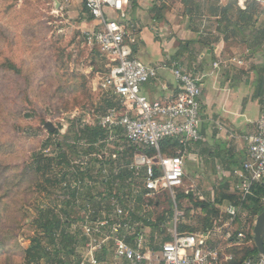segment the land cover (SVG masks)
I'll use <instances>...</instances> for the list:
<instances>
[{"label": "rangeland", "instance_id": "obj_1", "mask_svg": "<svg viewBox=\"0 0 264 264\" xmlns=\"http://www.w3.org/2000/svg\"><path fill=\"white\" fill-rule=\"evenodd\" d=\"M57 1L59 4L53 0H0V264H22L23 250L37 234L32 221L39 206L54 208L55 213L62 212L64 207L71 212L77 208L76 203L64 202L71 196L61 187V181L77 176V170L82 174L80 167L83 161L87 162L88 173L82 177L92 185L89 188L82 186L73 198L82 203L91 195L98 201L103 193L110 197L112 194L108 192L111 189L113 193L117 189L115 183L118 181L112 174L107 177V182L103 181L104 177L94 175V171L103 167L107 173L111 172L114 165L111 154L116 148H132L120 130H116L112 137L108 135L106 140L89 141L91 129L87 127H97V116L104 113L108 102L114 103L100 85L106 71L104 64L107 65L108 60L104 56L98 57L102 62L89 60L88 56L98 54L99 50L86 44L78 35L73 24L77 14L71 16L68 13L69 8L75 5L67 0ZM173 1L181 4H178L180 10L184 7L195 9V16L202 12L199 11L202 6L205 15L215 16L219 15V5L230 0H183L184 5L181 0ZM258 2L260 8L254 16L252 28L235 34L230 25L227 26L231 38L240 44L238 54L244 53V46L248 48L245 40L252 41L254 36L259 37L264 31V0ZM214 19L223 22L222 18ZM261 39L264 40L263 36ZM249 50L252 54L260 51L262 54L264 43L258 49ZM8 60L18 67V72L8 68ZM46 121L53 124V132L46 129ZM97 155L103 158L99 159ZM121 158L125 162L126 156ZM195 165L193 156L187 155L185 185L174 188L175 202L170 194L164 192L158 194V199L153 196L145 201L136 192L142 186L140 177L134 180L136 184L130 186L129 191L125 185L120 196L129 197L128 201L135 208L133 215L144 224L148 216L152 215V219L157 220L163 213L166 218L167 215L172 216L166 223L172 228L176 209L183 211V217H195L198 213L202 216L204 208L198 210L195 202L188 200L182 202V206L179 199L182 189L194 190L195 193L198 187L202 190L201 177L194 184L189 181L194 179ZM36 166L41 168L39 173L33 170ZM63 172L66 173L64 177ZM258 189L264 196V187L261 185ZM215 193L217 197L218 190ZM156 200L159 204L155 206ZM146 204L149 208L145 212ZM253 206L246 203L243 206L245 216L238 214L237 221L249 222L248 215L253 213ZM181 223L180 218L178 227ZM191 224L199 231L202 228V221L198 218ZM78 239L76 254L80 255L78 251L83 241L81 237ZM232 248L227 249L230 254H234L230 251ZM75 257L72 255L69 259ZM54 263L55 259L50 257L38 264Z\"/></svg>", "mask_w": 264, "mask_h": 264}, {"label": "crops", "instance_id": "obj_2", "mask_svg": "<svg viewBox=\"0 0 264 264\" xmlns=\"http://www.w3.org/2000/svg\"><path fill=\"white\" fill-rule=\"evenodd\" d=\"M53 1L59 4V1ZM67 1L75 5L74 8H69L68 13L71 16H73V13L77 14V20H74L73 24L78 30L77 33L79 36L81 35L83 37L85 32L97 28V19L93 18L86 11L82 0ZM181 1L182 5H184L183 0ZM184 1L187 2V0ZM178 4L177 2L174 3L173 0H130L126 11L127 18L124 22L127 26L128 34L135 37L134 43H129L127 41L132 55L146 65H166V68H161L158 71L156 78L141 85V92L150 101H169L177 93L178 83L170 70L173 63L180 66L184 71L197 76L199 79L202 90L199 123L202 139L192 145L186 146L185 157L187 158V155L193 156L196 162L194 179H187L194 184L198 182L199 177H201L202 179L200 182L202 190H199L198 187V191L195 193L194 190L182 189L180 193L184 192L193 198L195 196V200H206L205 202L211 203L213 205L211 207H214L215 209L213 210L216 212L208 213L207 219L210 220V223L206 226L202 224V228L199 231L191 224L195 218L199 220V213L195 217L191 215L189 217H183V211H178V209H176L175 211H177V214L174 211V223L172 228L166 226L168 219H172V216L167 215L166 218L163 213L162 216L164 220L158 221V224L156 219H152V215L148 216L147 223L144 224L139 218L133 215V209L135 208L128 201V196H126L123 201H119L118 198L115 197L114 194L116 190H114V187H112L114 190L112 193L113 196L105 197V193H103L97 201V199L89 195L82 203H80L78 199L73 198L79 191H68L67 194L71 197L69 200L64 199V202L69 203L71 201L73 204L76 203L77 208L72 212L68 211L66 207L62 208V212H67L70 220L80 219L87 205L93 207L99 214L104 213L108 219H112L111 202L115 200L116 203L123 206L128 212L129 220L139 224L137 231L133 233L130 231H119L117 234L125 236V239L130 243L133 242L136 234H141L144 238L145 245L152 252H156L163 242L169 241L175 230L180 231V229H178V221L180 218L182 219L181 225L189 226V224H191L190 226L194 229V231H184L195 232L207 236L208 239H206V244L208 247L212 248L217 245L223 246L227 244V241H225V233L227 231H244L248 233V235L253 236V224L255 216L258 214H247L249 222H238V214L243 213L245 216L243 212L244 205L240 202L236 204L229 199H224L218 204L215 202V191L217 192L218 190V196L219 193L231 194L237 197L245 196L242 192L240 181L234 176V171L241 168L242 162L247 157L248 143L245 137L256 131V119L259 115L264 114V57L261 51L252 54L249 52V48L245 46L243 47L244 53L238 54L240 50L238 45L240 44L238 41L235 42L230 36L231 33L224 28L227 22L214 19L220 18V15H205L203 13L205 10L202 6L199 9V11L202 12L199 13V16H195L194 11H188L191 7H184L185 9L180 10L178 9ZM179 5L181 6V4ZM110 15L113 18L118 16L116 13ZM84 46L86 45L84 44ZM102 56L106 57L99 51L98 54L94 53L92 56H88V58L89 60H100L102 62L101 59H98V57L102 58ZM232 57L241 59L242 63L239 64L231 61ZM104 65L106 68V75L108 64ZM103 89L114 101L112 105H107L106 110L109 107L119 105L117 97L111 94L108 89ZM105 134V139H108V135L109 137L113 136V134H109L107 129H105ZM134 154L135 150L133 147L130 150L117 147L115 152L111 154L114 165L111 171L112 173L109 171L105 178L111 174L117 177L118 183H115L117 188L123 187V184H125L128 187L126 190H128L130 186L134 187V183L136 184L134 181L136 178L134 179L133 173L130 172L131 174L128 177L121 176L122 169L125 167V165L121 163V156H126L129 159V167ZM100 169L101 168L97 170ZM185 176L186 173L183 177V184L178 188L185 185ZM108 178H103L102 180L107 182ZM91 185V183H88L87 185H83V187L89 188ZM195 186L197 188V185ZM141 191L143 192L142 198L148 201V198L151 197L144 195L143 186L136 192L140 194ZM250 193L254 195L255 192H252L250 188L248 194ZM155 197L158 199V195ZM259 197L260 201L263 203L262 206H264V196L260 195ZM172 199L175 202V196ZM186 200L190 201L188 198L184 197L181 199V204ZM153 204L156 206L159 204V201L156 200ZM230 206L238 208L235 221L232 223H229L230 217L226 213V209ZM146 207V209H143L145 212L149 208L148 204H146ZM197 208L201 210L203 206H198ZM179 214H181L182 217H178ZM204 214L205 212L202 214V217ZM244 219H246V217H244ZM110 233L111 231L108 230L101 232L102 236H110ZM70 234L73 237V242L71 244L73 249L68 255L62 258L64 260L66 258L69 264H79L85 252V239L80 236L78 232L71 231ZM78 237H81L83 241V245H81L82 248L80 247L81 250L78 251L80 255L76 254V242L77 244L79 243ZM235 240L236 238L234 236L232 242L233 247L238 246L235 244ZM252 243L253 241L244 246H252ZM72 255L77 257H75V259H69ZM95 255L101 263L112 260V238L106 240L102 249L96 251ZM229 261L230 260H223L219 264H228ZM118 262L116 264H123ZM54 264L57 263L55 262ZM242 264H245V261ZM255 264H264V260L259 259Z\"/></svg>", "mask_w": 264, "mask_h": 264}, {"label": "built area", "instance_id": "obj_3", "mask_svg": "<svg viewBox=\"0 0 264 264\" xmlns=\"http://www.w3.org/2000/svg\"><path fill=\"white\" fill-rule=\"evenodd\" d=\"M82 1L86 11L98 21L97 28L85 32L83 38L86 44L97 47L106 56L107 73L101 86L115 95L119 102V105L109 107L97 116V127L107 129L109 134L120 129L128 146L134 148L135 154L129 168L134 178L142 179L145 196L153 197L164 192L174 198V188L183 184L186 146L202 139L199 128L202 92L199 79L173 63L170 70L178 83L177 93L169 101H150L141 92V85L156 78L158 71L166 68V65H146L132 55L128 42L134 43L135 37L128 34L124 22L130 0ZM247 1L237 0V5L244 8ZM112 13L118 16L113 18L110 15ZM231 61L242 63L236 57H232ZM255 127L256 131L245 137L248 143L247 157L241 168L234 171L244 195L249 193L253 183L264 187V114L256 119ZM166 138L177 139L182 150L175 155L162 154L159 143ZM149 149L155 152L148 154ZM83 162L85 164L81 163L80 167L82 174L77 170V176L61 181V187L66 192H77L83 185L90 183L86 177H82L88 173L87 162ZM65 174L63 172L62 176ZM94 175L105 178L107 170L101 168L94 171ZM111 208L113 218L108 219L104 213L99 214L87 205L82 217L74 220L77 222L69 223L68 230L78 232L85 239V252L79 264H116L118 261L123 264H219L233 258V254L226 251L233 247L234 236L238 246L253 241L252 236L244 231H227V244L210 248L206 244L207 236L175 230L169 241L163 242L156 252H152L145 245L141 234H136L132 243L125 236L117 234L119 231L133 233L139 224L130 221L128 212L115 200H112ZM226 213L230 217L229 223H232L238 208L230 206ZM107 230L111 231V237L102 236L101 232ZM111 238L113 259L101 263L95 252L102 249L104 242ZM245 264H251V260L247 259Z\"/></svg>", "mask_w": 264, "mask_h": 264}, {"label": "trees", "instance_id": "obj_4", "mask_svg": "<svg viewBox=\"0 0 264 264\" xmlns=\"http://www.w3.org/2000/svg\"><path fill=\"white\" fill-rule=\"evenodd\" d=\"M190 1V0H188ZM186 2V1H185ZM200 6V3H199ZM259 2L257 0H249L245 3L244 8L237 5V0H230L225 5H219V11L218 14L220 15V18L223 19V21H226L224 28L227 29V26L230 25V27L233 29L234 33H242V29H249L253 27V20L254 16L258 13L259 10ZM199 9V8H196ZM195 9H189V12L194 11ZM211 11H213V8H210ZM264 32V31H263ZM262 32L261 36L264 38V33ZM261 36L256 37L254 36L252 38V41H244L248 43L249 49H258L262 46V43H264V40L261 39ZM262 55L264 57V51L262 52ZM8 68L13 69L18 72V67L8 60ZM108 105H112V102H108ZM90 128L91 137L89 138L90 142H96L97 140H103L106 138L105 129H102L100 127H87ZM159 150L162 154L166 155H175L179 150H182V146L175 138H166L159 143ZM154 149L147 150L148 154L154 153ZM36 159L38 157H35ZM124 161V160H122ZM121 163L125 165V167L122 169V177L124 176H130L132 171L128 167L129 159L126 157L125 162ZM34 172L39 173L41 168L38 166L33 167ZM131 172V173H130ZM115 177V176H114ZM117 178V177H116ZM135 184V183H134ZM143 186V184H142ZM260 188L261 185L258 183H253L251 185V191L255 192L253 194H246L244 197H237L235 195H229L225 193H219V196L215 198L216 203H221L224 199L232 200L237 204V202L242 203L243 205H246V203L253 204V213H259L264 209L263 203L260 201ZM117 188V187H116ZM115 188V189H116ZM125 188V184H123V187H118L115 192V197L118 198L119 201H123L125 196H120V190L122 191ZM113 189V188H112ZM109 194H112L111 189L108 192ZM142 191L140 194L142 195ZM75 194V193H72ZM113 196V194L111 195ZM179 199L188 198L190 201L195 202V207L203 206L205 210L204 216H199V219L202 221V224L204 226L208 225L210 223V220H208V213H215L216 211L211 203L205 202V201H199L194 200L192 196H188L186 193H180ZM191 211V210H188ZM63 216L59 213L54 212V208H45L39 206L37 209V216L32 221V224L36 227V235L31 239V242L29 246L23 250L22 254V264H38L40 260H45L50 257H53L55 259V262L57 264H69L62 257H65V255H68V253L71 252L73 249L71 247L72 235L70 234L69 230L66 228L68 227L70 223V217H68V214L64 211L62 212ZM164 220V217H158L157 218V224L158 221ZM156 224V225H157ZM180 231H194L193 227L187 226V225H180L178 227ZM58 234V236H57ZM1 247V244H0ZM233 254V258L228 262V264H242L247 259H251L254 264L258 261V257L260 258V255L258 254V251L254 244L252 243V246H246L242 248L234 247L230 250Z\"/></svg>", "mask_w": 264, "mask_h": 264}, {"label": "water", "instance_id": "obj_5", "mask_svg": "<svg viewBox=\"0 0 264 264\" xmlns=\"http://www.w3.org/2000/svg\"><path fill=\"white\" fill-rule=\"evenodd\" d=\"M45 127L50 132L54 131V126L50 121L45 122ZM252 234L254 246L264 259V209L255 216Z\"/></svg>", "mask_w": 264, "mask_h": 264}]
</instances>
